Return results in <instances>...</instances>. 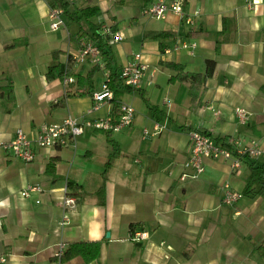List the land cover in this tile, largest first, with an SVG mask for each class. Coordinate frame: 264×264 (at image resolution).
<instances>
[{
	"label": "crops",
	"instance_id": "1",
	"mask_svg": "<svg viewBox=\"0 0 264 264\" xmlns=\"http://www.w3.org/2000/svg\"><path fill=\"white\" fill-rule=\"evenodd\" d=\"M130 1L71 3L97 5L108 16L105 22H112L106 25L115 24L124 34L115 6ZM149 1L139 0L141 14ZM49 9L45 0H0V86L12 85L10 95H0V145L17 128L32 133L41 123L60 121L67 114L85 121L117 112L115 102L109 101L88 113L92 99L84 87L64 83L67 75H56V70L54 78L47 79L49 66L58 64L63 70L67 55L78 49L69 40L78 28H69L74 20L63 13L64 24L51 29ZM184 9L199 10L191 26L174 14L163 20L142 14L143 20L152 22L145 30H170L175 36L164 40L163 52L158 39L146 36L152 42L140 44L148 68L139 86L123 89L118 99L135 108L129 125L112 132L84 126L75 147L36 148L31 161L0 146V255L6 258L0 264H264L254 250L264 238V193H243L250 179L245 158L237 171L228 160L207 158L197 178L181 179L191 140L189 130L179 127L190 126L224 139L263 138L264 0H185ZM136 18L130 13L131 22ZM153 20L164 25L157 27ZM184 41L189 43L186 47L180 45ZM116 42L108 39L111 51ZM55 50L60 53L53 56ZM113 59L118 70L128 61L118 64L114 54ZM208 59L214 61V69L196 101L190 98L187 82L168 81L172 71L160 63L177 61L188 71L204 72ZM93 64L78 65L72 59L70 76L75 79V72H85ZM97 72L94 90L105 80L103 72L98 84ZM153 87L165 94L161 106L149 101ZM171 93L173 102L167 95ZM152 104L159 108L156 115ZM237 106L248 112L246 121L235 114ZM156 122L162 125L158 133L143 134ZM102 141L111 148L98 156ZM52 155L58 157L55 176L46 171ZM109 157L110 164L105 166ZM65 182L71 193H78L67 221L60 224ZM221 182L242 196L225 203L223 188L217 186ZM28 184H39L42 191L24 197L20 191ZM101 184L103 190L96 192ZM130 224L133 232L143 230L147 236L132 239ZM95 239L100 240L99 251L89 262L75 256L62 263L54 257L59 242Z\"/></svg>",
	"mask_w": 264,
	"mask_h": 264
},
{
	"label": "built area",
	"instance_id": "2",
	"mask_svg": "<svg viewBox=\"0 0 264 264\" xmlns=\"http://www.w3.org/2000/svg\"><path fill=\"white\" fill-rule=\"evenodd\" d=\"M184 3L185 0H150L149 3L142 8V14L157 20L166 19L169 14H174L191 26L195 22V16L199 14V10L194 9L192 11H186L184 9ZM48 19L49 27L56 30L61 24H64L63 9L61 7H50ZM107 28L110 29L111 26L107 25ZM115 32L114 36L111 37L114 41L123 39V33L117 30ZM188 44L187 41H184L180 45L186 47ZM190 45L195 46V43H191ZM100 52V48L95 41L83 38L80 40L78 49L70 53L71 55L69 54V56L76 63H83L87 58H90L92 63L95 64L101 63L103 60ZM190 53H193V50H190ZM147 68L148 63L142 59V54L136 53L132 60L127 61L120 68V79L122 83L126 85L137 87ZM105 77H108L107 73ZM63 79L64 83L74 81L73 76L70 75L64 76ZM112 97L113 92L104 80L100 88L91 93L92 104L87 109V112L90 113L99 109L103 104L108 103ZM166 101L169 102V100ZM118 103L116 113L108 114L102 118L96 117L94 119L81 121L79 118L67 114L60 121L41 123L32 133H28L22 128H17L14 136L9 141L1 143L0 146L24 161H31L35 157L36 148L59 149L68 146L75 147L76 138L83 132L84 126H91L107 132H112L118 131L123 126L129 125L133 121L135 114L133 105L123 101ZM234 112L243 122L248 118V112L243 107H235ZM161 128L162 125L156 122L151 131L144 128L143 134L158 133ZM189 136L191 147L188 158L184 162L186 171L184 170L180 174L181 179L188 177L197 178L203 172L205 159L207 158L228 160L230 167L237 171L239 170L244 156L258 158L264 155V136L263 138L250 137L247 141L240 140L235 136H230L226 138L225 141L231 144V147L218 142L213 136L199 129L190 130ZM234 151L236 152L234 153ZM222 188L224 191L223 201L227 204L236 202L242 196L241 192L233 190L227 182L223 184ZM37 191H42L41 185L28 184L20 191V194L26 197L32 192ZM61 202L63 213L60 224H63L68 219L67 212L72 210L76 204V196L69 191L66 182L62 186ZM146 236V231L138 230L133 232L131 238L138 240ZM65 246L66 243L64 242L58 243L57 249L54 252V257L57 260ZM5 259L4 256L0 255V261H4Z\"/></svg>",
	"mask_w": 264,
	"mask_h": 264
},
{
	"label": "trees",
	"instance_id": "3",
	"mask_svg": "<svg viewBox=\"0 0 264 264\" xmlns=\"http://www.w3.org/2000/svg\"><path fill=\"white\" fill-rule=\"evenodd\" d=\"M50 7H61L63 9L64 16H66L70 20L76 21L79 26L77 30L73 33L69 34V40L70 42L76 43L79 45L81 39H91L95 41L97 46L100 48V51L102 52L101 56L103 57V60L105 62L103 64L95 63L89 67L85 72H82L78 70L74 73L75 80L72 82L74 86H82L85 88V92L91 93L94 90V74L96 71H99L104 68H108V77L105 79L107 82V86L112 90L113 97L110 101L115 102L114 106L119 103L118 99L120 96V93L123 89H133L136 88L130 85H126L122 83L120 76H119V70L117 67L113 66V54L111 51L110 46L108 45V38L101 35L98 31L101 22H95L91 18L99 13L100 9L97 5L88 4L84 7H78V6H72L71 1L69 0H45ZM127 0H114L115 3L123 4ZM85 20L88 23V27H84L81 24V21ZM112 31H116V25H112L111 27ZM145 36H148L150 38L158 39V45L161 51H164L165 44L164 40L168 39L170 37H174L175 33L170 30H148L146 31ZM8 46H11L9 44ZM60 50H55L52 52L53 56H56V54H59ZM67 62L65 65V68L63 70H60L59 65H51L48 67V70L46 72V77L48 80L53 79L55 74L53 73L56 70V75L63 76L65 75H72V59L67 55ZM165 67L169 68L172 73L168 77L169 82H175V81H184L188 83V89L190 98L193 101L200 99V94L202 89L205 87V82L207 76L211 75L213 68L214 61L211 59L207 60L206 63V69L204 72H192L185 69L182 63L177 61H171V60H161L160 62ZM12 85L9 84L7 86H0V95L3 94L10 95V91L12 89ZM8 87V88H7ZM140 94H142L141 90L137 89ZM68 95V91H67ZM60 102V101H59ZM151 109L153 110L154 114H157L158 107L157 105H150ZM157 119H160V117H157ZM179 127H182L183 129L192 130L197 128H192L190 126H184L180 125ZM200 130V129H199ZM203 132H207L205 130H201ZM107 132V131H106ZM210 134L209 132H207ZM218 142H221L222 144L231 147V144L225 141L223 136L216 135L214 137ZM236 151H234L235 153ZM111 156V155H110ZM246 165L249 169V180L243 190L244 194H251V195H257V194H263L264 193V162H258L254 158H250L247 156H244ZM58 159V157L55 155H52L49 157L48 161L46 162V171L48 174L55 176V162ZM110 164V157L106 160V165L108 166ZM104 173V172H103ZM252 180V182H255L256 184H252L249 181ZM68 183L70 184L71 181L69 180ZM103 190V184L99 186V188L96 190V192H100ZM78 192L74 191L72 194L75 195ZM130 231L133 233L134 228L133 225L130 224ZM100 246V240H80V241H70L66 243V246L59 256L58 260L60 262H66L69 259L80 256L84 262H89L92 259L96 257L99 251ZM254 250L257 252L259 257L264 259V238L254 247Z\"/></svg>",
	"mask_w": 264,
	"mask_h": 264
},
{
	"label": "rangeland",
	"instance_id": "4",
	"mask_svg": "<svg viewBox=\"0 0 264 264\" xmlns=\"http://www.w3.org/2000/svg\"><path fill=\"white\" fill-rule=\"evenodd\" d=\"M139 3H140L139 0H132L129 3H126L125 5L115 6V8L117 9L116 10V17H117L118 23L120 25V29L125 34V37L123 34V39L119 40V42L114 43V46H112V53L114 54V58H115V60H117L118 64L120 63V61L122 59L126 60V58H127V60L129 61V60H132L134 58L136 53H141V51H140V44L141 43L152 42V41H148V38L145 36L146 31H147V30H145V28H146V26L151 25L152 22L148 23V22H146L147 20L142 19V14H141V9H140ZM130 13H133V15H135L137 17L132 22L129 19ZM107 18H108V16L103 12H99L93 16V20L95 22H101L102 23L98 29L99 33L109 39L110 37H113L116 32L112 31L111 28L110 29L107 28L106 23L107 24L112 23L111 21L105 22V21H107ZM104 22H105V24H103ZM153 23L157 27L164 25L161 21H158V22L154 21ZM81 24L84 27H88V23L85 20H82ZM77 27H78V23H76L75 21H72L69 25V28L71 29V31L76 29ZM119 32H121V31H119ZM100 53L102 54V52H100ZM85 62H90L91 64H93L90 58H87V60ZM85 62H83V63H85ZM113 63H114V61H113ZM77 64L80 65L81 63L78 62ZM159 69L165 70L166 72L169 71L167 68L160 66V65H159ZM103 72H106L108 74V72H109L108 68H104V70H99V72H97L96 82L98 84L101 83V80L104 77ZM73 78H74V76H73ZM153 91H154V93L152 94V97H149V101L151 103H155V104H158L159 106H161L160 99L162 97H164V95H165L164 92L162 90L158 91V89L155 87H153ZM150 95H151V93H150ZM167 95L170 96L171 102H173V99L175 97L172 96V93L167 94ZM139 98H141V97L139 96ZM162 108H165V107L162 106ZM101 143H104V144H101L97 147L98 156L100 155V151H104L105 149L109 150L111 148L109 143H106L104 141H102ZM257 159L260 161V160L264 159V157L260 156ZM98 160H101V159H98ZM97 163L99 165H103V163H101V162L100 163L97 162ZM224 183L225 182H221L217 186L219 188H222ZM216 184H217V182H216Z\"/></svg>",
	"mask_w": 264,
	"mask_h": 264
}]
</instances>
